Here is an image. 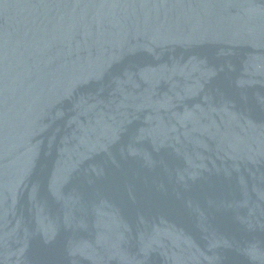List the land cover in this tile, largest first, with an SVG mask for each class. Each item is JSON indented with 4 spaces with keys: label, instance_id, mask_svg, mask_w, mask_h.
<instances>
[{
    "label": "water",
    "instance_id": "95a60500",
    "mask_svg": "<svg viewBox=\"0 0 264 264\" xmlns=\"http://www.w3.org/2000/svg\"><path fill=\"white\" fill-rule=\"evenodd\" d=\"M0 264H264V0H0Z\"/></svg>",
    "mask_w": 264,
    "mask_h": 264
}]
</instances>
